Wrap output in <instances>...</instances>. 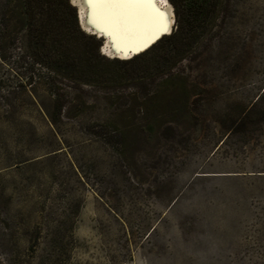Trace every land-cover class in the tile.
Instances as JSON below:
<instances>
[{"label": "rangeland", "instance_id": "obj_1", "mask_svg": "<svg viewBox=\"0 0 264 264\" xmlns=\"http://www.w3.org/2000/svg\"><path fill=\"white\" fill-rule=\"evenodd\" d=\"M173 1L174 36L63 86L51 124L32 50L71 70L0 0V264H264V0Z\"/></svg>", "mask_w": 264, "mask_h": 264}, {"label": "trees", "instance_id": "obj_2", "mask_svg": "<svg viewBox=\"0 0 264 264\" xmlns=\"http://www.w3.org/2000/svg\"><path fill=\"white\" fill-rule=\"evenodd\" d=\"M19 3H22L23 11L22 13L28 17V22L31 23L32 27L37 28V34L43 35V38L46 36L49 40L50 46L53 49L57 48V53H55L56 60H60L63 58L65 63L64 65L67 68H70V78L72 79L71 85L66 84L62 79L59 78L58 73L55 72L56 70L51 68V66L47 64H43L44 61L41 58L38 51L32 50V61L29 63V70L31 72V76L36 78L37 81L33 80V83L39 82L41 78H45L44 84H47V88L52 96L53 100V110L49 113V120L51 124H56V121L59 120L61 114V108L64 105V102L69 101L70 99L74 98L67 92L64 87L67 86L69 88H78L77 80H80V76H85L88 81H99L97 80L99 76H102L104 73V69L102 67L103 63H108L109 57L104 56V54H100L98 51L99 45H95L91 48H86L81 46L77 41H75L74 34L76 31L82 33V31L78 27L77 21V14L75 10V6L70 3L69 0H17ZM172 5L174 6V15L176 18L175 21L178 22L179 20V13L177 11V5L173 0H170ZM208 3L212 5H217L220 3V0H206ZM12 3V0H3V5L8 7ZM34 7L45 9L42 13L44 15L41 16L40 22L34 25L31 21L32 16V9ZM176 31H171L169 34L160 37L157 41L165 38L171 39L174 36ZM83 34V33H82ZM93 34H88V37H92ZM50 36V37H49ZM156 41V42H157ZM155 42V43H156ZM153 43L144 51L131 56L127 59H120L123 62H128L134 60L135 58L139 57L142 53L148 51L152 46ZM67 49L72 51L69 55H65L64 50ZM62 50V53L59 52ZM114 59V58H110ZM117 62H119V58ZM62 60V59H61ZM37 62H41L45 67H47V71L41 72L40 69L36 68L35 64ZM58 62V61H57ZM61 62V61H60ZM111 62V61H109ZM60 66V65H59ZM80 74H78V73ZM45 75H44V74ZM57 73V74H56ZM77 73V75H76ZM75 74V75H74ZM92 74V75H90ZM30 76V78H31ZM90 76L93 77L90 79ZM84 78V77H83ZM86 79L83 80V82ZM64 86V87H63ZM80 96V95H79ZM77 96V97H79ZM80 100H83L82 97ZM83 102V101H82Z\"/></svg>", "mask_w": 264, "mask_h": 264}, {"label": "snow or ice", "instance_id": "obj_3", "mask_svg": "<svg viewBox=\"0 0 264 264\" xmlns=\"http://www.w3.org/2000/svg\"><path fill=\"white\" fill-rule=\"evenodd\" d=\"M87 23L110 37L112 48L125 53L147 47L168 31L165 11L155 0H83Z\"/></svg>", "mask_w": 264, "mask_h": 264}, {"label": "bare ground", "instance_id": "obj_4", "mask_svg": "<svg viewBox=\"0 0 264 264\" xmlns=\"http://www.w3.org/2000/svg\"><path fill=\"white\" fill-rule=\"evenodd\" d=\"M71 1H72V3H71L72 5L78 7V12H79V17H80V24H79L80 28L84 31H88L91 34H95L98 38L104 39L103 42L100 44L101 50L100 49L99 50L105 56L119 58V59L129 58L131 56H134V55L144 51L145 49H147L149 46H151L153 43H155L160 38V37L156 38L147 47L142 48L137 52H131V51H129L127 53H125L123 51L117 52L112 48L110 37L105 36L103 33H101L96 28L92 27L91 25H89L87 23V11H88V9H87L86 5L83 3V0H71ZM155 3H156V6L158 8H160L162 11H165L167 13L168 21H169L168 30L170 28L172 30V26L174 24V18H175L172 4L170 3L169 0H155ZM170 32H168V33H170Z\"/></svg>", "mask_w": 264, "mask_h": 264}, {"label": "water", "instance_id": "obj_5", "mask_svg": "<svg viewBox=\"0 0 264 264\" xmlns=\"http://www.w3.org/2000/svg\"><path fill=\"white\" fill-rule=\"evenodd\" d=\"M69 1H70V3H72L71 0H69ZM75 8H76L77 19H78V22H79V24H80V17H79L78 7L75 6ZM170 31H171V28H170L167 32L162 33L159 37H162V36H164V35L169 34L168 32H170ZM103 40H104V39H101V43L103 42ZM101 43H100V44H101ZM99 49L101 50V45H99ZM125 59H127V58H125Z\"/></svg>", "mask_w": 264, "mask_h": 264}]
</instances>
